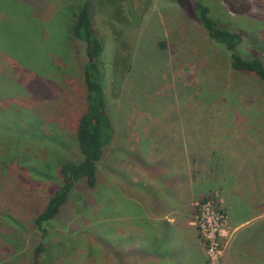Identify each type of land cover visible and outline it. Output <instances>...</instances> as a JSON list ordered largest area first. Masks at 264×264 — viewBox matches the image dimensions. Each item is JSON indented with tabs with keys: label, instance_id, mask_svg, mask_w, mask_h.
Wrapping results in <instances>:
<instances>
[{
	"label": "rangeland",
	"instance_id": "374dc122",
	"mask_svg": "<svg viewBox=\"0 0 264 264\" xmlns=\"http://www.w3.org/2000/svg\"><path fill=\"white\" fill-rule=\"evenodd\" d=\"M195 2L100 0L96 26L106 39L104 89L116 135L96 187L78 182L44 238L30 205L46 203L60 184L61 160L79 159L73 128L84 102L79 63L86 47L80 55L69 49L74 0H0V264H34L41 240L51 254L39 264L135 259L128 249L140 247L137 221L147 220L138 216V194H146V185L159 189L166 174L150 175L130 152L147 162L164 158L191 177L178 205L192 217L205 264H256L258 253L241 249L251 232L239 236L243 228L232 216L250 219L248 225L264 222V80L235 69L233 52L196 18ZM206 3L227 28L243 33L240 55L264 61V0ZM207 201L213 205L209 212L204 207L200 223L219 244L211 256L197 217ZM203 217H219V230ZM158 241L146 236L143 245Z\"/></svg>",
	"mask_w": 264,
	"mask_h": 264
},
{
	"label": "trees",
	"instance_id": "16d2710c",
	"mask_svg": "<svg viewBox=\"0 0 264 264\" xmlns=\"http://www.w3.org/2000/svg\"><path fill=\"white\" fill-rule=\"evenodd\" d=\"M74 1L75 4L71 10L74 18L68 30L69 49H72L71 52L74 51L76 55H80L81 51L79 48L81 44L86 47L85 61L83 60L79 63L80 75L84 86V102L73 128V137L77 141L80 156L78 160L63 159L59 162L57 176L60 178V184L55 187L46 203L31 202L30 211L33 214L34 224L42 232L44 238L48 233L47 223L59 216L78 182H86L90 188L96 187V177L99 172L100 162L116 135V128L110 116L108 99L104 89L107 75V65L104 58L106 39L96 26V12L100 0ZM194 5L196 6L194 11L196 18L208 31L209 36L215 42L223 44L228 50L233 52V66L235 69L254 74L264 80L263 59L254 55L243 57L239 53L238 47L244 41L243 33L227 28L224 24L226 20L222 15L219 16L218 9L212 8L209 3H206V0H196ZM29 83L31 86L33 85L32 81H29ZM32 91L35 92L33 89ZM39 105L41 107L44 106V104ZM49 109L45 107L44 110L45 112H50ZM130 153L134 159L131 161L136 165L142 163V167L146 166L148 169L156 170V172L161 171L159 170L162 165L161 162L151 164L141 158L140 154ZM249 232L251 233L249 234ZM246 233L249 234V239L247 237L242 242L241 249L248 252L249 255L258 253L256 264H264V222L243 228V230H240L239 236ZM161 234H163V231ZM169 245L168 234L162 235L153 248L145 246L131 248L130 246L128 251H135L136 253L132 252L135 253L133 256L135 259H130L128 264L134 262L136 264H194L195 261H199L202 264L206 263L205 258L202 261V257L205 255H200L198 251H195L193 260L188 261L187 257L190 254L180 253L179 250H175V245L170 247ZM181 246L186 245L182 244ZM171 248H174V252H169ZM140 250L145 252L140 253ZM33 251L34 264H39L43 255L49 256L51 254L44 240L39 241ZM199 258L202 259L199 260Z\"/></svg>",
	"mask_w": 264,
	"mask_h": 264
},
{
	"label": "crops",
	"instance_id": "0c3cea01",
	"mask_svg": "<svg viewBox=\"0 0 264 264\" xmlns=\"http://www.w3.org/2000/svg\"><path fill=\"white\" fill-rule=\"evenodd\" d=\"M250 161L252 162L253 159L250 158ZM156 162L162 163V165L159 167V170L161 171L157 172H163V174L159 173L156 176H165V174L166 176L162 180H160L162 182H160L161 184L159 189L146 185V190H143L146 194H144L143 196L141 194H138V202L136 203L137 208L140 210L138 216H145L147 220L143 218L144 220L137 221V231L140 232L139 234H141V236H143V241L147 236V239H152V242H154L155 240H159V234L161 235V237L162 235L165 236L169 234V247L171 245L173 246L185 244L186 246L184 247H189L192 250V254L187 257L188 261L193 260L195 251H198L200 255L204 256V250L200 248V244L196 243L199 235L194 231L192 232L191 228L189 227V225L194 227L190 222L192 217L189 218V216L182 215L180 212L181 207L179 206L181 193L187 196L190 191L191 177L184 172H177L172 170L168 161H166V159L164 158L148 163L153 164ZM138 166L141 165L139 164ZM143 168L152 176L156 173V170L154 171L152 169H148V167L146 166H143ZM256 182L262 185V181L260 182L259 180H255L254 177V183ZM150 191L151 195L148 194V192ZM182 216L184 217V221L182 220V218H180ZM246 219L238 220L237 218L232 216L233 224L238 228L241 227L240 229L251 226L248 225L250 219ZM132 226L135 227L134 225ZM144 226L150 228V230L148 229L149 231L146 234H144V229H142ZM162 231L163 234H161ZM245 239L246 238H243L242 242ZM143 241L140 243V247L144 246ZM172 251L174 252V248H171V250H169V252ZM202 258V261H204L205 257ZM202 258H199V260ZM194 264L202 263L199 261H195Z\"/></svg>",
	"mask_w": 264,
	"mask_h": 264
},
{
	"label": "built area",
	"instance_id": "2783aa9c",
	"mask_svg": "<svg viewBox=\"0 0 264 264\" xmlns=\"http://www.w3.org/2000/svg\"><path fill=\"white\" fill-rule=\"evenodd\" d=\"M210 205H213V204H211V201H207L206 203H204L203 206L200 208V212H198L199 214L197 216L198 217V221H199L198 226H199L200 230L203 231L202 234H204L205 238L210 243L209 251L207 252V255H208V253H209V255L211 254V249L213 250L215 247H219V244L218 245L215 244V238L211 237L210 235L208 236L206 234L205 230H204V225L202 223H200V217L202 216V214L204 212V207L206 206V211L209 212L211 210ZM218 211L216 210V213H219L220 214V212H218ZM204 216H205V214H204ZM219 219H220L219 217H215L212 222H211V220H206L205 219V222L207 221V223H208V224L207 223H205V224L211 226V228H214V232H217L219 230V226H220ZM211 228H209V230H211Z\"/></svg>",
	"mask_w": 264,
	"mask_h": 264
}]
</instances>
